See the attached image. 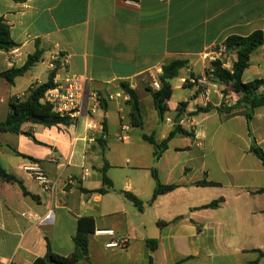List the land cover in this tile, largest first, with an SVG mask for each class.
<instances>
[{
	"label": "crops",
	"instance_id": "1",
	"mask_svg": "<svg viewBox=\"0 0 264 264\" xmlns=\"http://www.w3.org/2000/svg\"><path fill=\"white\" fill-rule=\"evenodd\" d=\"M0 19L20 44L8 52L0 50V73L23 67L38 46L45 51L42 69L36 71L37 63L14 84L0 78V122L11 112V102L24 100L31 87L48 81L43 76L49 78L53 54L62 64L56 79L68 72L86 77L89 106L93 94L100 100L96 114L71 126L26 123L18 134L0 132V163L29 193L25 195L19 183L0 179V264H34L45 256L47 240L56 254L72 255L82 219L94 222L89 234L93 264H149L150 257L152 264H264V165L251 152L250 134L264 151V105L254 109L250 124L244 108L221 113L220 108L235 105L238 96L214 81L208 110L198 112L202 106L192 82L213 64L204 56L229 37L264 34V0H0ZM236 59L228 52L222 62L232 68ZM175 60L187 62L178 75L180 84L175 87L171 81L174 91L182 89V98L172 101L173 94L161 123L152 96L140 93L143 77L160 82L163 66ZM23 79L27 85H20ZM242 80L264 81V44L251 55ZM121 83L138 92L143 128L130 125ZM258 94L264 96V84ZM101 96L107 99L106 112ZM181 102L187 106L179 117ZM104 118L107 143L112 136L135 147L133 159L125 150L110 149L107 175L114 187L101 195L93 191L103 186L99 139ZM175 124L189 134L174 137L157 163L154 154L150 158L137 152L136 147L147 143L144 133L155 134L160 143ZM3 134L8 138L4 144ZM29 162L39 163L57 181L53 193L42 191L22 170ZM154 166L162 185L178 188L151 203ZM202 181L217 186H198ZM124 192L140 198L144 210ZM219 199L224 201L218 208H204ZM144 212L160 225L154 252ZM82 227L91 229L90 222ZM113 243L118 245L110 246ZM187 257L192 259L182 262Z\"/></svg>",
	"mask_w": 264,
	"mask_h": 264
},
{
	"label": "trees",
	"instance_id": "2",
	"mask_svg": "<svg viewBox=\"0 0 264 264\" xmlns=\"http://www.w3.org/2000/svg\"><path fill=\"white\" fill-rule=\"evenodd\" d=\"M18 3H24L27 0H13ZM264 44V34L261 31H257L250 36L240 37L231 36L225 41V45L229 53H235L237 56L236 61L233 64L232 70H227L223 68V62L217 61L212 64V70L214 75V81L221 82L226 86H229L231 91L238 96V100L235 105L231 107H221V113H240L241 109H245L244 114L247 117L248 123L253 117L254 109L258 106L264 105V96L259 95L258 91L264 84L263 80H256L249 83H244L242 80L245 70L249 67L251 55ZM20 44L13 41L11 38L10 26L4 19H0V50L11 51L13 49L19 48ZM45 51L37 47V51L29 55L27 62L21 68H12L9 71L0 73V78H4L10 84H14L18 77L24 76L31 68H33L37 63H39ZM57 68L50 72L48 81L41 85H34L28 90V96L24 100L15 99L11 102V112L4 122H0V132H12L20 133L21 128L26 123H33L42 125L47 128L56 126H71L74 121L70 118L60 117L53 111V108L49 104L42 102L45 94L50 90L55 88V79L57 77L58 71L61 68V57L56 62ZM187 66L186 61L175 60L166 63L163 66V74L160 78L162 88L159 91H155L148 88L150 92L155 108L158 112L160 122L166 121V115L169 112L168 102L171 100L174 89L172 87L171 81L178 77L179 72ZM121 90L128 96L127 104L130 107L129 120L130 125L133 128H143V111L141 102L138 96V92L131 88L129 83H121ZM226 93V92H225ZM187 103L181 102L178 106V116L181 117L185 113ZM101 107L106 112L107 111V99L101 96ZM209 107H199L198 112H205ZM102 137L99 139V144L104 151V167L101 170L102 173V183L103 186L94 193L101 195L109 193L113 190V182L107 175V170L110 167L106 158V135L108 134V124L106 118H104ZM188 131L183 129L180 124H175L173 130L170 134L162 141L157 142L156 135L143 134L142 138L144 141L149 143L154 148V160L155 163L158 162L161 155L165 150L169 148L170 142L174 137L178 135H188ZM252 137L251 152L257 156L264 165V151L258 145L255 137L250 131ZM152 177L156 182V188L151 199V203H154L156 199L164 194L175 191L177 185H162L158 178L157 167L154 166L151 169ZM0 179L7 183H19V179L8 173L0 163ZM198 186H217L215 183H209L202 181L197 183ZM25 195L29 193L22 186ZM86 192V190H85ZM125 197L132 202L139 211L144 210L143 201L131 192H124ZM223 199L212 202L211 204L205 206L204 208H218L222 203ZM84 221H89L91 229L84 230L82 223ZM94 232V222L92 219H82L80 220L79 230L75 237L76 249L72 255L62 256L56 254L51 246L49 240H47V252L44 257L38 258L34 264H93L89 256V234ZM148 245L151 252H154L158 247L157 240H148ZM192 257L185 258L182 262L191 260ZM149 264H152V258H149Z\"/></svg>",
	"mask_w": 264,
	"mask_h": 264
},
{
	"label": "built area",
	"instance_id": "3",
	"mask_svg": "<svg viewBox=\"0 0 264 264\" xmlns=\"http://www.w3.org/2000/svg\"><path fill=\"white\" fill-rule=\"evenodd\" d=\"M125 3H132V0H123ZM228 54V50L225 44L219 45L212 49L204 59L209 61L211 64L217 61H222L224 57ZM59 57H54L49 65L51 71L57 68L56 62ZM223 68L227 70H232L226 63L223 62ZM188 73H192L189 70ZM192 79V78H191ZM193 83L197 85V97L200 99V105L202 107H207L210 102L211 93L214 88V75L212 67H209L204 75L199 78L192 80ZM88 80L86 77L72 74L70 72L66 73L60 80H55V88L50 89L42 99V102L52 106L53 111L60 117L70 118L76 124L81 121L85 116L91 117L97 113V108L99 106L100 100L96 94L91 96L93 100L92 105L89 106L86 97ZM153 87L155 91H159L162 88L161 82H154ZM119 96V95H118ZM225 105H227L225 103ZM168 122L170 120L168 119ZM89 128H93L90 125ZM127 139V136H123L122 140ZM22 170L35 182H37L42 191L46 193H53L57 186V181L51 179L43 170L42 166L37 162H29L22 167ZM88 172V170H86ZM124 244V241H122ZM117 243H113L110 246H117Z\"/></svg>",
	"mask_w": 264,
	"mask_h": 264
},
{
	"label": "rangeland",
	"instance_id": "4",
	"mask_svg": "<svg viewBox=\"0 0 264 264\" xmlns=\"http://www.w3.org/2000/svg\"><path fill=\"white\" fill-rule=\"evenodd\" d=\"M54 57H56V55L55 54H53V58ZM58 57V56H57ZM45 58L47 59V57L45 56ZM53 58L51 57V59H50V63L52 62V60H53ZM49 62H48V64H49ZM44 66H42V64L41 63H38L37 64V68H36V71H38L39 69H42ZM51 71V70H50ZM180 76H178L177 78H175V79H173L172 80V84L176 87V86H178L180 83H179V80H180ZM143 79H144V82H143V88H142V90L140 91V93L144 96V95H146V96H149V95H151L150 94V92L148 91V88H151V89H153L154 90V87H153V82L154 81H151V80H149L147 77H143ZM48 80V75H44L43 76V81H47ZM21 82H20V85H22V83L23 82H25L24 84L25 85H27V81L26 80H20ZM161 82V81H160ZM23 84V85H24ZM22 90V89H21ZM20 91V90H19ZM21 92V91H20ZM227 93V92H226ZM228 94V93H227ZM182 96V89H177L176 88V90L174 91V96H173V98H172V101H177V100H179L180 98H182L181 97ZM229 99H227L229 102H231L232 104H234L235 102H236V100L235 99H233L232 97H228ZM173 114V113H172ZM171 114V115H172ZM166 126H168V124H166ZM165 126V127H166ZM158 134H159V132H158ZM2 138H1V141H2V143L3 142H8V138H7V136H5L4 134L1 136ZM9 137V136H8ZM113 142V143H115L114 144V146H112V145H110L109 143L110 142ZM4 144V143H3ZM142 146L141 147H136V150H137V152L138 153H141L142 155H146V156H148V157H152L153 156V154H154V148H153V146L152 145H150V144H148V143H143V144H141ZM135 146H131V145H124V144H122V143H120V142H118L116 139H115V137L114 138H112V136H110L109 137V141H108V143H107V148H106V155L108 156V154H109V152H110V149L112 148V151L113 150H115V149H117V150H119L120 151V149L121 150H125L126 151V153H130L131 155V159H133L134 158V156H132V155H134V154H132V153H134L133 152V148H134ZM9 153V152H8ZM137 161H135V163H136ZM136 164H138V162L136 163ZM128 167V166H127ZM133 173V175H136V173H137V175H138V172H132ZM139 173H143L144 174V171H142V172H139ZM125 175V174H124ZM151 181L153 182V180H152V178H151ZM129 205H131V207H134V205L133 204H129ZM140 257V256H139ZM138 257V258H139Z\"/></svg>",
	"mask_w": 264,
	"mask_h": 264
},
{
	"label": "water",
	"instance_id": "5",
	"mask_svg": "<svg viewBox=\"0 0 264 264\" xmlns=\"http://www.w3.org/2000/svg\"><path fill=\"white\" fill-rule=\"evenodd\" d=\"M143 222L147 226L149 231V239L155 240L159 238L158 231H160V225L152 220L147 212L143 213Z\"/></svg>",
	"mask_w": 264,
	"mask_h": 264
}]
</instances>
